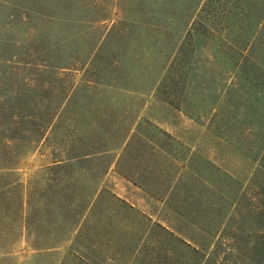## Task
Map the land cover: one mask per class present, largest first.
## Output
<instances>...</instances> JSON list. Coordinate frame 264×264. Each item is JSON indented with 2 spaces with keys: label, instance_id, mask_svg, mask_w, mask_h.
Here are the masks:
<instances>
[{
  "label": "rangeland",
  "instance_id": "rangeland-1",
  "mask_svg": "<svg viewBox=\"0 0 264 264\" xmlns=\"http://www.w3.org/2000/svg\"><path fill=\"white\" fill-rule=\"evenodd\" d=\"M168 1L0 0V145L13 139L12 145L27 149L17 166L19 197L24 192L26 199L30 190L27 201L37 205L40 188L64 176L50 169L65 158L61 148L74 134L82 140L103 135L112 149L104 177L92 180L78 165L70 172L91 191L105 190L106 197L133 209V221L126 222L122 212H111L104 196H96L56 250H34L33 237L17 229L1 264H64L72 261L68 253L96 263L140 264L116 246L125 226L166 225L183 211L206 219L212 209L202 201L222 196L231 198L217 243L223 248L216 255L204 248L203 264H264V150L252 158L254 151L220 141L219 135H231L215 133L209 122L222 111L239 116L240 99L221 86L196 110L178 111L158 99L162 62L147 42L144 23H163L157 9ZM52 101L47 132L34 141L33 116L45 115ZM236 116L232 125L241 122ZM147 139L159 143L166 158L148 156ZM20 213L12 217L14 227L22 221ZM81 234L91 236L88 243Z\"/></svg>",
  "mask_w": 264,
  "mask_h": 264
},
{
  "label": "trees",
  "instance_id": "trees-1",
  "mask_svg": "<svg viewBox=\"0 0 264 264\" xmlns=\"http://www.w3.org/2000/svg\"><path fill=\"white\" fill-rule=\"evenodd\" d=\"M157 12L163 23L147 20L144 25L151 41L147 42L162 62L158 99L178 111L196 110L198 102H210L214 98L219 86L232 91L240 99L239 116H235L241 122L232 125L235 116L222 111L211 118L210 125L215 133L223 130L231 135L230 138L219 135L220 141L235 142L241 148L254 151L252 158L257 152L261 154L264 150V0H169L161 3ZM64 68L67 67L60 70ZM49 105L45 115L33 116L36 129L30 138L34 141L41 140L50 125L49 114L54 102ZM159 131L170 139L166 132ZM72 137L71 143L61 148L65 158L54 161L50 169L54 175L64 174L65 177L51 178L41 187L37 205L27 201L30 190L26 199L24 192L19 197L21 183L17 166L27 149L12 145L13 139H5L0 145V264L8 260L11 253L8 248L17 229L33 237L30 246L34 250L44 254L56 250L59 241L68 239L75 231L86 209L97 201L96 196L106 198L108 206H113L112 213L122 212L124 221H133L130 205L117 198L115 202L111 195L106 197L105 190L91 191L70 172L78 165L80 172L92 180L104 177L112 164V149H108L103 135H93L87 140H82L78 134ZM146 142L150 144L148 156L166 158L167 151L159 143L149 139ZM142 173L140 180L146 172ZM229 200L231 198L222 196L211 203L202 201L212 209L211 217L206 219L183 211L166 225L139 222L140 226L127 225L116 236V246H122L140 264H203L204 248L212 247L213 255L223 248L217 243H221L220 232L227 219L225 208L229 209ZM20 212L22 221L14 227L12 217ZM101 216L104 218V213ZM103 218L99 223L104 222ZM93 234L98 235V232L93 231ZM79 236L82 242L88 243V238L91 239L86 234ZM228 249L229 252L235 250L230 246ZM68 255L72 261L64 264L105 263L104 260L91 262L87 255L86 258L75 253Z\"/></svg>",
  "mask_w": 264,
  "mask_h": 264
}]
</instances>
